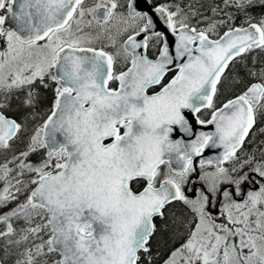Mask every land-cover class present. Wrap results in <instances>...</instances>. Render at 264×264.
<instances>
[{
	"label": "snow or ice",
	"instance_id": "6c2138e0",
	"mask_svg": "<svg viewBox=\"0 0 264 264\" xmlns=\"http://www.w3.org/2000/svg\"><path fill=\"white\" fill-rule=\"evenodd\" d=\"M255 8L0 0V264H264Z\"/></svg>",
	"mask_w": 264,
	"mask_h": 264
},
{
	"label": "trees",
	"instance_id": "16d2710c",
	"mask_svg": "<svg viewBox=\"0 0 264 264\" xmlns=\"http://www.w3.org/2000/svg\"><path fill=\"white\" fill-rule=\"evenodd\" d=\"M262 11H264V9H261V8H255V9L252 10L254 15H258ZM239 23H240V20H237V24H239ZM237 91H238V89H237ZM257 127L258 128L259 127H264V124H258ZM255 140H256V143H259L261 140H264V135H261V134L257 133L255 135ZM248 147H249V149H251L253 147V145H248Z\"/></svg>",
	"mask_w": 264,
	"mask_h": 264
}]
</instances>
